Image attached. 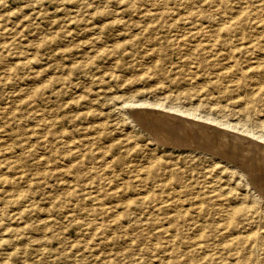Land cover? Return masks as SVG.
Masks as SVG:
<instances>
[{"label":"rangeland","instance_id":"rangeland-1","mask_svg":"<svg viewBox=\"0 0 264 264\" xmlns=\"http://www.w3.org/2000/svg\"><path fill=\"white\" fill-rule=\"evenodd\" d=\"M144 109L264 132V0H0V264L264 263L253 165Z\"/></svg>","mask_w":264,"mask_h":264},{"label":"bare ground","instance_id":"bare-ground-1","mask_svg":"<svg viewBox=\"0 0 264 264\" xmlns=\"http://www.w3.org/2000/svg\"><path fill=\"white\" fill-rule=\"evenodd\" d=\"M236 24V22H235ZM232 21H226L223 22V29L225 31H229L234 25H235ZM202 31V30H201ZM203 32V31H202ZM209 37H211V35H208ZM214 44H217V42H214ZM232 49V48H230ZM256 50H259L257 49L252 43H246L244 44V47L243 48H240V51L242 52H245V53H250V52H254ZM138 103V102H137ZM151 108V107H150ZM161 109V108H160ZM170 110V109H169ZM172 110V109H171ZM143 111V110H142ZM145 112H143L144 114H140L138 115L140 118V123L143 124L142 127H144L146 130H148V132L151 134L150 136H152V138H154L156 141H158L160 144H169L171 145L172 143H174V145H180L181 142H183L182 140V136L183 138L185 139V141L187 142V145L189 146H192L194 147V149L197 147V145L199 144H202V143H206L207 146H209L210 148H214V149H217L223 153H225V155L227 156H230L232 155L233 157H237L238 159V164H240V168L239 170H236L237 173H240L242 171H245V169L243 168V165L247 164L254 167L252 171H254L253 175H252V172L248 170L249 174L248 175L252 181L254 182V188L256 189L257 193H258V198L260 199L261 196H263L264 198V132L262 131H246V130H242L243 133L247 134V135H250V138L249 137H243V136H239V135H236L235 134H232V132H226V131H223L222 129H217V127L215 128L214 126H210L209 125H206L202 123H197V122H194V120H190V119H186V118H182V117H178L176 115H172L171 113H167V112H160L159 110H148V109H144ZM186 111V110H185ZM178 112V111H176ZM184 112V110L182 111ZM181 112V113H182ZM151 113H154L153 115H151ZM186 113L187 115L190 113L187 111V112H184ZM179 114V113H178ZM254 115V114H252ZM137 116V115H136ZM196 118V117H194ZM262 118V117H261ZM253 119V118H252ZM138 120V118H137ZM136 120V121H137ZM135 121V122H136ZM197 121V120H196ZM209 121V120H208ZM207 121V122H208ZM213 121V120H212ZM247 122V121H246ZM215 123V122H214ZM212 122V124H214ZM139 124V123H138ZM220 124H224V123H220ZM226 126H229V127H232V128H237L235 126H230L228 125L227 123H225ZM224 125V126H225ZM251 125V124H250ZM257 125V124H256ZM223 126V127H224ZM224 127V128H227V127ZM141 127V126H140ZM222 127V126H221ZM252 127V126H251ZM253 128V127H252ZM255 128V127H254ZM258 128V127H257ZM141 129V128H140ZM234 129V130H235ZM259 129V128H258ZM262 129V128H261ZM238 130V129H237ZM236 130V131H237ZM145 131V130H144ZM232 131V130H230ZM238 134V133H237ZM246 136V135H245ZM252 137V138H251ZM181 141V142H180ZM184 141V142H185ZM262 141V142H260ZM184 144V143H183ZM173 145V144H172ZM171 145V146H172ZM186 145V144H184ZM181 144V146H184ZM204 145V144H203ZM180 146V147H181ZM189 146H185V147H189ZM177 148V146H176ZM198 148V147H197ZM211 148V149H212ZM185 149V148H184ZM193 149V148H192ZM207 149V148H206ZM205 149V150H206ZM197 150V149H196ZM203 150V149H202ZM209 150V148H208ZM199 151V150H198ZM207 151V150H206ZM211 151V150H210ZM238 151V152H237ZM193 153V152H192ZM200 153V152H199ZM202 153V152H201ZM203 153H204V150H203ZM208 153V152H207ZM213 153V152H212ZM217 153V152H216ZM211 154V153H210ZM215 154V153H214ZM220 155V154H219ZM225 155H222L225 157ZM243 157V160L244 158H247V163H244L243 165L241 163L245 162L243 161L241 158ZM215 157V156H214ZM211 158V157H210ZM228 159V157H226ZM225 160V159H224ZM231 160V159H228V161ZM211 161V159H210ZM236 161V160H234ZM213 162V161H212ZM230 162V161H229ZM233 162V160H232ZM219 163V162H218ZM235 163V162H233ZM227 164V163H226ZM232 164V163H231ZM237 164V165H238ZM212 166V165H211ZM235 168V167H234ZM250 168V167H249ZM225 169V167H224ZM223 169V170H224ZM229 170V169H228ZM247 170V168H246ZM262 171V173L260 174H256L258 173V171ZM231 171V170H229ZM245 173V172H244ZM247 173V172H246ZM222 174V173H221ZM248 174V173H247ZM247 176V175H246ZM247 176V177H248ZM220 179V178H219ZM248 181V180H247ZM225 182V181H223ZM251 182V181H250ZM248 183V182H247ZM235 184V183H234ZM252 183H250L251 185ZM247 186V185H246ZM198 192V191H197ZM235 192V191H234ZM199 193V192H198ZM245 193V192H244ZM252 197V196H250ZM248 197V199L250 198ZM222 200V199H221ZM227 200V199H226ZM223 202V201H222ZM263 202V201H262ZM226 209V208H225ZM231 211H232V208H230ZM229 209L226 210V216L224 219L226 218H229L233 212H229L228 211ZM252 210V209H251ZM248 210L246 209V212L241 214V217H244L243 220H247V217L249 218L248 214H247ZM262 212V211H261ZM253 213V212H252ZM260 214V212H259ZM261 215V214H260ZM224 217V216H223ZM252 218V217H251ZM258 218H259V215H258ZM257 218V219H258ZM261 219V218H259ZM258 219V220H259ZM249 220V219H248ZM247 220V221H248ZM253 220V219H251ZM250 220V221H251ZM247 221L245 223H247ZM259 222V221H258ZM222 227L220 228L221 230L220 231H223V229H225L226 231L228 230L229 231V227L230 229L232 228L229 223H226L224 222L223 224H221ZM245 226V225H244ZM250 226V225H249ZM261 227V226H260ZM250 228V227H249ZM264 228V227H263ZM256 229V228H255ZM259 230V228L257 229V231ZM216 231V230H215ZM219 231V232H220ZM253 231V230H252ZM251 231V233H252ZM256 231V232H257ZM161 232V231H160ZM159 232V233H160ZM231 232V230H230ZM234 232V231H233ZM232 233V232H231ZM235 233V232H234ZM210 234V233H209ZM215 234V233H214ZM224 234V233H223ZM230 234V233H229ZM239 232L236 231L235 235L232 236L230 235V239H229V242L228 241H223V242H228L226 243V245L228 244L235 253L237 257L238 255L242 252V248H241V245L240 243H245V241L243 240L242 242H239L238 240V235ZM247 234V233H246ZM245 234V235H246ZM214 236V235H213ZM218 236V235H217ZM216 235L214 237H217ZM246 237H249V236H246ZM222 238V237H221ZM225 238V237H224ZM263 238H264V235H257L255 234V236L253 237H249V239H251L250 242L254 243L256 247V249H259L261 248V246L264 244L263 243ZM200 239V238H199ZM216 239V238H215ZM205 240V239H204ZM211 241V240H210ZM209 241V242H210ZM241 241V240H240ZM246 241H247V244H250L248 243V239L246 238ZM170 243V242H169ZM193 243V242H192ZM207 243V242H206ZM205 243V244H206ZM214 243V242H213ZM222 243V242H221ZM198 244V243H197ZM191 245V244H190ZM221 245V244H220ZM206 246V245H205ZM229 246H226V247H229ZM204 247V246H203ZM222 247V246H221ZM200 249V248H199ZM208 249V247H207ZM213 249V248H210V250ZM218 250L219 249V246L217 248ZM215 249V250H217ZM255 250V248H252ZM260 250V249H259ZM212 251V250H211ZM221 251V250H220ZM209 252V251H208ZM213 252V251H212ZM227 253H229L230 251H225ZM210 253V252H209ZM226 253V254H227ZM231 253V252H230ZM255 253H258V252H255ZM208 254V253H207ZM206 254V255H207ZM212 254V253H211ZM210 254V255H211ZM231 255V254H230ZM255 255V254H254ZM257 255V254H256ZM213 256V255H212ZM228 256V255H227ZM233 256V255H232ZM263 256V255H262ZM231 257V256H230ZM229 257V258H230ZM258 257V256H256ZM261 257V256H260ZM233 258V257H231ZM253 257H249V259H251ZM255 258V257H254ZM264 258V257H263ZM262 258V259H263ZM237 259V258H236ZM258 259V258H257ZM256 259V260H257ZM215 260V259H214ZM213 260V261H214ZM226 260V258H225ZM241 260V259H240ZM246 259V262L248 261ZM255 260V262H256ZM261 260V259H260ZM222 261V260H221ZM230 261V260H229ZM228 261V262H229ZM253 261V259H252ZM188 263V261H185ZM190 262V261H189ZM226 262V261H225ZM251 262V261H250ZM258 262V260H257ZM256 262V263H257ZM253 263V262H252ZM186 264V263H185ZM235 264V263H233ZM242 264H249V263H242ZM258 264H264L263 262L261 263L260 261L258 262Z\"/></svg>","mask_w":264,"mask_h":264}]
</instances>
